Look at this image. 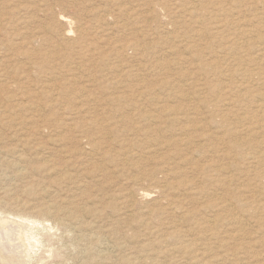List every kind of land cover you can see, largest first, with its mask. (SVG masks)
<instances>
[{
  "label": "rangeland",
  "instance_id": "obj_1",
  "mask_svg": "<svg viewBox=\"0 0 264 264\" xmlns=\"http://www.w3.org/2000/svg\"><path fill=\"white\" fill-rule=\"evenodd\" d=\"M243 81L239 96L234 86ZM184 82L189 86L180 87ZM260 106L264 110V0H0V192L9 189L0 196L21 195L10 205L17 214L48 201L60 212L45 213L38 224L9 217L32 225L35 234L33 247L21 250L22 264H125L136 251L133 264H264V212L250 217L249 240L248 229L237 233L225 222L209 232L203 227L223 214L221 206L241 205L236 194L246 202L248 191L264 192V178L225 172L232 159L246 169L253 137L230 116L259 114ZM27 117L38 121L24 126ZM73 126L107 135L95 141L110 160L92 157L87 139L75 148L84 152L79 159L77 152L68 155L65 150L76 147ZM185 138L191 144L177 146L175 140ZM60 157L74 160V167L50 170ZM15 167L25 175L14 178ZM164 184L168 193L159 191ZM63 213L89 226V238L75 240L69 228L52 226ZM181 216L186 223L178 226ZM182 230H190L188 237ZM90 237L111 249L106 260Z\"/></svg>",
  "mask_w": 264,
  "mask_h": 264
},
{
  "label": "bare ground",
  "instance_id": "obj_2",
  "mask_svg": "<svg viewBox=\"0 0 264 264\" xmlns=\"http://www.w3.org/2000/svg\"><path fill=\"white\" fill-rule=\"evenodd\" d=\"M220 12V11H219ZM131 18H133V17H131ZM219 18V17H218ZM60 21H58V23H59ZM216 22V21H215ZM250 28V27H249ZM78 31V30H77ZM214 31H217V30H214ZM220 31V30H219ZM237 31V30H236ZM224 32V31H223ZM215 33V32H214ZM222 33V32H221ZM242 33V32H241ZM205 34V33H204ZM242 35L244 36H246V35H251L250 33H242ZM196 36V35H195ZM198 36V35H197ZM224 36V35H223ZM198 37H200V36H198ZM202 37H203V34H202ZM208 37H210V36H208ZM212 37V36H211ZM218 37V36H217ZM242 37V36H241ZM212 38H214V37H212ZM224 38H226V37H224ZM236 38V37H235ZM254 38L256 39V36L254 35ZM195 39H197V38H195ZM207 39V38H206ZM222 39V38H221ZM194 40V39H193ZM200 40V39H199ZM210 40V39H209ZM223 40V39H222ZM228 40V39H227ZM239 40H241V39H239ZM197 41V40H196ZM225 41V40H224ZM236 41V40H235ZM238 41V40H237ZM229 42L231 43V41L229 40ZM228 42V43H229ZM233 42V41H232ZM200 43V42H199ZM223 43V42H222ZM227 43V41H226V44L227 45H229ZM242 44V43H241ZM255 44H258V41L257 40H253V39H251V44L250 45H252V46H254ZM224 45V44H223ZM222 45V46H223ZM218 46H220V45H218ZM225 46V45H224ZM5 47V46H4ZM4 47H2V48H4ZM189 47V46H188ZM192 47V46H191ZM191 47H189V48H191ZM198 47H199V45H198ZM221 47V46H220ZM241 47H242V45H241ZM6 48V47H5ZM153 48V47H152ZM193 48H196V46L194 45L193 46ZM224 48V47H223ZM232 49V48H231ZM4 50V49H3ZM198 50V49H197ZM230 50V49H229ZM223 52H224V50H223ZM228 53V52H227ZM223 54V53H222ZM229 54H231L230 52H229ZM233 54V53H232ZM92 55V54H91ZM99 55V54H98ZM102 55V54H101ZM225 55V54H224ZM228 55V54H227ZM217 57V56H216ZM215 57V58H216ZM94 58V57H93ZM218 58V57H217ZM221 59V58H220ZM224 59V58H223ZM218 61V60H217ZM136 64V63H135ZM157 64V63H156ZM161 64V63H160ZM139 65V64H138ZM141 66V65H140ZM136 67V66H135ZM158 67L161 69V70H166V71H168V69H165V68H168L166 65H158ZM158 68V69H159ZM211 68V67H210ZM136 69V68H135ZM159 69V70H160ZM238 71V70H237ZM116 74V73H115ZM120 74V73H119ZM219 75V74H218ZM116 76H118V75H116ZM216 76V75H215ZM249 76V75H248ZM247 76V77H248ZM217 79V78H216ZM220 80V79H219ZM224 80V79H223ZM238 81V80H237ZM240 81V80H239ZM242 81V80H241ZM260 81V80H259ZM262 81V80H261ZM101 82V81H100ZM222 82V81H221ZM216 83V82H215ZM217 85H218V88H219V90H220V88H222V83H220V81H217ZM154 84H156V83H152V84H150V86H154ZM245 84H247V81H243V82H240V83H238L237 82V85H235L234 86V88H235V90H236V92L235 93H237L238 92V95H239V93L240 92H242V91H245L246 90V85ZM139 85V84H138ZM140 85H143V84H140ZM193 85H195V86H200L201 84H198V85H196V84H193ZM136 86V85H135ZM146 86V85H145ZM148 86V85H147ZM150 86H149V88H150ZM159 86H160V84H159ZM189 85L186 83V82H184V83H182L181 85H180V87H182V88H185V87H188ZM202 86V85H201ZM167 87V85L165 86V88ZM224 87V86H223ZM247 87H248V85H247ZM135 88V87H134ZM146 88H148V87H146ZM145 88V89H146ZM152 88V87H151ZM226 88V87H225ZM137 89H139V88H136V90ZM144 89V90H145ZM223 89V88H222ZM221 89V90H222ZM141 91H142V89H140ZM143 90V91H144ZM147 90V89H146ZM166 90V89H165ZM220 90V91H221ZM225 90V89H224ZM228 90V89H227ZM233 90V89H232ZM231 90V91H232ZM138 91V90H137ZM132 92H135V91H132ZM149 92H150V90H149ZM148 92V93H149ZM147 93V94H148ZM130 94V93H129ZM125 95V94H124ZM128 95V94H127ZM133 95V94H132ZM134 95H136V94H134ZM116 96H118V95H116ZM145 96V95H144ZM150 96L151 95H149V98H150ZM184 96V95H183ZM188 96L189 95H185L184 97H183V100H189V98H188ZM191 96V95H190ZM240 96V95H239ZM132 98L131 99H133L134 97L133 96H131ZM137 97H139V94H137ZM117 98H123V97H117ZM125 98V97H124ZM141 98H143L142 96H141ZM147 98H148V96H147ZM148 98V99H149ZM191 98V97H190ZM194 98V97H193ZM113 99H116V97L115 98H113ZM135 99V98H134ZM146 99V98H145ZM242 99H243V97H242ZM117 100V99H116ZM144 100V99H143ZM246 100V102L244 103V104H247L248 102V98L247 99H245ZM123 101V100H122ZM132 101V100H131ZM133 101H135V100H133ZM132 101V102H133ZM145 101V100H144ZM146 101H147V99H146ZM242 100L240 99V102H241ZM120 103H121V101H119ZM124 102V101H123ZM143 101H141V102H139V103H142ZM239 101H238V103H240ZM135 103V102H134ZM158 103V102H157ZM219 103H221V102H219ZM125 104V103H124ZM128 104V103H127ZM126 104V105H127ZM136 104V103H135ZM140 105V104H139ZM223 105H225L226 106V104H225V102H224V104ZM222 105V106H223ZM241 105H243V104H241ZM129 106V105H128ZM136 106V105H135ZM138 106V105H137ZM137 106H136V109H139V108H137ZM219 106V105H218ZM235 106V105H234ZM233 106V107H234ZM16 107L17 108H20L21 107V103H19L18 102V104L16 105ZM230 107V106H229ZM237 107V106H236ZM244 107V106H243ZM134 108V107H133ZM221 108V107H220ZM223 108V107H222ZM227 108V107H226ZM21 109L22 110H24V111H26V107L23 105L22 107H21ZM240 109L242 110V108L240 107ZM224 111V110H223ZM258 112H259V114L258 113H255V114H251V115H249V113L247 114V115H245L244 114V112H243V110H242V112H238V111H236V112H234L233 113V115H231L230 117H232L233 116V123L234 124H237L238 125V127H240V128H242L243 130H245L248 134H246L247 136H253L252 138H250V140H248L247 142H249L250 144H249V150H250V152H249V154H246L245 156H244V159H243V161H244V165H245V170H242V168L241 167H239V165L237 164V162H236V160H234V159H232V163L229 161L226 165H227V167L228 168H226L225 169V172H226V170L230 173L231 171H232V173L233 172H236V174H239V175H243V176H246L247 177V179H250V181H255V180H257V179H260V178H264V125L261 123V120L264 118V110L262 109V107L260 106L259 107V109L257 110ZM38 109H35L34 110V113H36L37 115H38ZM33 113V114H34ZM79 113V112H78ZM32 114V116H36V117H38L37 115H33ZM40 115V114H39ZM229 117V118H230ZM149 119H151L149 116L147 117V118H144L143 120L144 121H147V120H149ZM34 121L36 122V121H38L37 119H35V118H32V117H27L26 119H24V120H22L21 121V124L23 125V123H25L24 124V126L26 125L27 126V124H32V125H35V124H33L34 123ZM20 124V125H21ZM27 130V129H26ZM72 130H73V132H76L75 131V127L73 126V128H72ZM137 131V130H136ZM136 131H134V132H136ZM133 132V133H134ZM139 132V131H138ZM77 133V134H76ZM76 133H71V138H70V140H73L74 142H75V144H76V147H74V148H72L73 150H69V149H66L65 150V152L68 154V155H74L72 152H77L76 153V157L79 159L80 158V156H81V154L83 153L84 154V152H82L81 153V151H79V149H75V148H79L78 146H79V143L83 140V139H87V146L88 147H90V149H89V154H92V157H95V155H99V157L101 158V160L102 161H100V164H102V163H104V160L107 162V160L109 159L110 160V154L108 153V152H106V151H104L102 148H99L97 145H96V141L95 140H106L107 138H106V136L107 135H103V134H99V135H97V134H95L94 132H92V131H86L85 133H82V132H76ZM225 133V132H224ZM230 133V132H229ZM229 133H227V134H229ZM23 134V133H22ZM184 134H186L185 132L183 133V135ZM236 134H237V132H236ZM245 134V133H244ZM41 135V134H40ZM141 135H142V133H141ZM147 135V134H146ZM241 135V134H240ZM25 136V135H24ZM23 136V137H24ZM185 136V135H184ZM236 136V135H235ZM234 136V137H235ZM238 136V135H237ZM21 137V136H20ZM93 137V138H92ZM108 137V136H107ZM144 137H145V135H144ZM185 137H187V136H185ZM26 138H28V137H26ZM139 138H140V136H139ZM29 139V138H28ZM32 139V138H31ZM242 139V138H241ZM222 140V139H221ZM245 139H243L242 140V143H246L245 141H244ZM57 141H62V139H58ZM95 141V142H94ZM244 141V142H243ZM177 142V146L179 145V144H182V143H188V144H191V142L190 141H188V139H178V140H175V143ZM27 143V142H26ZM172 143H174V142H172ZM28 144V143H27ZM246 144H248V143H246ZM246 144H244L245 146H246ZM176 145V144H175ZM59 147V146H58ZM174 147V146H173ZM199 147H201V146H199ZM236 147V146H235ZM87 148V147H86ZM168 148V147H167ZM48 149V148H47ZM84 151H85V149H83ZM54 151V150H53ZM230 151H231V149H230ZM40 152V151H39ZM47 153H48V151H46ZM252 152V153H251ZM1 153V152H0ZM50 153V152H49ZM58 153V152H57ZM87 153V152H86ZM231 153V152H230ZM243 153V152H242ZM246 153V152H245ZM38 154V153H37ZM88 154V155H89ZM122 154H124V153H122ZM122 154H120V155H122ZM238 154V153H237ZM236 154V155H237ZM113 155V154H112ZM117 155V154H116ZM119 155V156H120ZM17 156H19L20 158V160H18V161H22V156L20 155V154H18ZM17 156H15V157H17ZM115 156V155H114ZM124 156V155H123ZM125 156H126V154H125ZM58 158V157H57ZM117 158V157H116ZM126 157H124V159H125ZM223 158V157H222ZM221 158V159H222ZM67 159H69V157H67ZM67 159L65 160V159H63V158H59L57 161V163H54L53 165L52 164H48V165H50V166H47L48 168H50V170H59L57 167H61V168H63V169H65V168H73L74 167V163H73V161L74 160H72V163H69L70 161H67ZM71 159V158H70ZM73 159V158H72ZM90 159V158H89ZM99 159V158H98ZM128 159H129V157H128ZM219 159H220V157H219ZM224 159V158H223ZM242 159V158H241ZM241 159H240V161H241ZM44 160H46V159H44ZM92 160L93 159H91V162H92ZM48 161L50 162V158L48 157ZM53 161V160H52ZM83 161V160H82ZM84 161H87V160H84ZM221 161V160H220ZM95 162H96V160H95ZM119 163V162H118ZM82 164H84V163H82ZM81 164V165H82ZM96 164V163H95ZM248 164V165H247ZM99 165V164H98ZM120 165V164H119ZM241 165V164H240ZM100 166V165H99ZM88 167V166H87ZM224 167V166H223ZM80 168V167H79ZM15 169V176H14V178H16V176L19 174V173H22V174H19V175H25L23 172H21L22 170L21 169H17L16 167L14 168ZM82 169V168H81ZM217 169H219V168H217ZM255 169V170H254ZM98 170V169H97ZM100 170V169H99ZM223 171H224V169H222ZM85 171H87V170H85ZM101 171V170H100ZM221 171V170H220ZM77 172V171H76ZM227 173V172H226ZM81 174V173H80ZM79 174V175H80ZM85 174H86V172H85ZM101 174V173H100ZM223 174V173H222ZM221 174V175H222ZM78 175V176H79ZM102 175V174H101ZM4 177H5V179L4 180H6V182H7V180H11V179H7L8 177V175H6V174H4L3 175ZM224 176V175H223ZM228 176H229V174H228ZM237 176V175H236ZM1 177V176H0ZM24 176H20L19 178H23ZM218 177V176H217ZM221 177V176H220ZM231 177V179H232V177H234V174H232V176H230ZM240 177V176H239ZM226 178H228L227 176H226ZM13 179V178H12ZM79 179H81V178H79ZM221 179V178H220ZM225 179V178H224ZM78 180V179H77ZM227 180V179H226ZM228 180H230V179H228ZM0 181H1V178H0ZM220 181H222V180H220ZM220 181L219 182H216V184L215 185H217V183H218V185L217 186H219V184H220ZM224 181V180H223ZM231 181H233V180H231ZM231 181H229V182H231ZM245 181V180H244ZM78 182V181H77ZM191 182H192V180H191ZM228 182V181H227ZM228 182V183H229ZM75 183V182H74ZM73 183V184H74ZM224 183H225V181H224ZM233 183H234V181H233ZM233 183L231 184V185H233ZM244 183V182H243ZM247 183V182H246ZM77 184V183H76ZM189 184V183H188ZM167 184H164L163 186H162V188L159 190L160 192H165V193H168V191H169V188H168V185L166 186ZM223 185H225V184H223ZM241 185V184H240ZM251 185V183L249 184V186ZM76 186V185H75ZM234 186V185H233ZM233 186H231V187H233ZM248 186V187H249ZM252 186V185H251ZM250 186V187H251ZM260 186V185H259ZM262 186V185H261ZM204 187V186H203ZM203 187L202 188H200V193H204L205 191V189H203ZM221 187H222V184H221ZM225 187H226V185H225ZM239 187V186H238ZM241 187V186H240ZM243 187H246V186H243ZM219 188H220V186H219ZM234 188V187H233ZM223 189H225V188H223ZM222 189V190H223ZM244 189H247V188H244ZM261 189V188H260ZM7 190H9L8 188L7 189H5L4 187L3 188H1V192H0V194H2V195H7ZM219 190V189H218ZM232 190V189H231ZM242 190V189H241ZM259 191V192H258ZM29 192V191H28ZM153 192V191H152ZM225 192H226V190H225ZM228 192V191H227ZM241 192V191H240ZM239 192V193H240ZM246 192H247V190H246ZM237 193V192H236ZM235 193V194H236ZM229 194H231L230 192H229ZM245 194V193H244ZM136 195H138V194H136ZM139 195H141L142 197H147L149 194L146 192V191H142V192H139ZM225 195V194H224ZM233 195V194H232ZM243 195V194H242ZM242 195H241V197H242ZM247 195V194H246ZM4 196H0V262H2V263H4V264H22L23 263V261H22V259L20 260L19 258V255L20 254H22V252L23 251H21L23 248H24V250L27 252L29 249H31V247H33V242L32 241H35V234L32 232V225L31 226H29V224H27V225H25V224H23L22 222H18V221H16V220H11V219H9V217L10 216H13L14 218H16V219H21L23 222L24 221H28V223L30 222V223H33V224H38L41 220H46V214L45 213H60V212H58V211H55V212H53L52 211V208H53V204L54 203H52V202H50V201H48L46 204L45 203H43L41 206H36V207H33V208H31V210H30V213H24V211L21 213V214H17L18 212H16V211H18V210H20V209H17V207L15 208V209H13V208H10V205L11 204H13V205H15L16 204V201H18V197H21V195L20 194H17V195H14V196H12V197H8L7 199H8V201H3L4 200ZM228 196V195H227ZM231 195H229L228 197H230ZM237 196H238V194H236V196H233V197H236V199H235V201H236V204L237 203H240V202H242L241 203V205L240 204H238L237 205V207H236V209L234 208V209H226V207L227 206H230L231 207V205H228L227 203V206L226 205H224V206H221V204H220V206H221V211L223 212V214L222 215H224V217L222 218V215H220L219 217H218V219H210V220H208L207 222H206V226H203V227H206V229H204V228H200V230H203L204 229V231H207V232H209L210 231V229H212V228H210V227H214V226H219V225H223V223L225 222V224L227 223V225L229 226H234L233 227V229H234V231L236 230V232L237 233H239V232H242V231H244V230H246V229H248V231H247V240H249V237H250V228L252 227V223H251V221H250V217L252 218L253 217V215L255 214V213H258L259 211H262V212H264V192H261V190H257L256 189V192H253V190H250V191H248V196H247V198H246V202H244V200H245V198L243 199V201L239 198V199H237ZM209 197V196H208ZM212 197V196H211ZM239 197V196H238ZM138 198V197H137ZM213 199V198H212ZM64 200V199H63ZM66 200V199H65ZM137 200V199H136ZM211 200V199H210ZM222 200V199H221ZM59 201V200H58ZM216 201V200H215ZM214 201V202H215ZM218 201H219V199H218ZM8 202V203H7ZM72 202V201H71ZM70 202V203H71ZM145 202V201H144ZM228 202H230V198H229V201ZM58 203H60V202H58ZM69 203V204H70ZM133 201H131V204L129 203L128 205H127V209H129L130 207H133ZM73 204V203H72ZM223 204V203H222ZM231 204H232V201H231ZM18 204H16L15 206H17ZM45 205V206H44ZM60 206L59 204H57V203H55V206ZM167 205H168V203H167ZM214 205H215V203H214ZM218 205V204H217ZM216 206V205H215ZM212 207H213V205H212ZM234 207V206H233ZM217 208V207H216ZM219 208V207H218ZM131 209V208H130ZM217 210V209H216ZM150 212L152 211V210H149ZM220 211V212H221ZM26 212V211H25ZM86 212H89L88 210H86L85 208H83V213H86ZM95 213H98V211H94ZM172 212H174L173 214L174 215H179V211H177V209H172ZM218 213V212H217ZM150 214H154V213H150ZM182 213H180V215H181ZM101 215V214H100ZM62 216H65V214L63 213V215ZM37 219H39V220H37ZM178 220V219H177ZM51 223L53 224L52 226H56V225H61V227L62 226H64L65 228H69L68 229V231H70V236H71V238L72 239H75V240H77V239H86V238H89V235L87 234V232H88V230H89V226H87V225H84L80 220H77V219H75V218H71V217H62V218H54L53 220H51ZM184 223H186V219H185V216H181L180 217V219L176 222V225H180V226H182ZM205 223V222H204ZM204 223H203V225H204ZM50 225V224H49ZM48 225V226H49ZM226 225V226H227ZM38 226H40V225H38ZM220 227V226H219ZM35 228H37V227H35ZM44 228V227H43ZM47 228V227H46ZM53 228V227H52ZM55 228V227H54ZM51 229V228H50ZM217 229V228H216ZM215 229V230H216ZM212 231V230H211ZM182 232H183V235L184 236H186V237H188V235H189V232H190V230H182ZM203 234V233H202ZM205 234V233H204ZM236 234V233H235ZM242 234V233H241ZM244 234V233H243ZM233 235V234H232ZM206 237V236H205ZM203 238V237H202ZM202 238H200V239H196L197 241H200ZM233 238L234 239H236L237 241L238 240H240V237H234L233 236ZM90 239L92 240V239H94L95 240V243L100 247V251H99V256H102L103 255V257L102 258H104L105 260L108 258L107 256L109 255V253L111 252V249L110 248H108V247H106V245H104V241H103V239L101 240V237H90ZM245 239V238H244ZM74 240V241H75ZM208 240V239H207ZM71 241V240H70ZM84 241V240H83ZM234 241V240H233ZM32 242V243H31ZM39 242V241H38ZM37 242V243H38ZM210 242V241H209ZM215 242V241H214ZM36 243V242H35ZM41 243V242H40ZM72 243V242H71ZM83 243V242H82ZM95 244V245H96ZM189 244V243H188ZM36 245V244H35ZM34 245V246H35ZM77 245V244H76ZM37 246V245H36ZM222 247V246H221ZM38 248V247H37ZM98 248V247H97ZM113 249V248H112ZM33 251V250H32ZM82 251V250H81ZM121 251V250H120ZM243 250H241V252H242ZM56 252V251H55ZM25 253V252H24ZM29 253V252H28ZM137 253H138V251H136V256H131V257H126L123 261H124V263L125 264H133L136 260H138L139 258H138V255H137ZM239 253V252H238ZM26 254V253H25ZM82 254V253H81ZM97 254V253H96ZM129 254V253H128ZM127 254V255H128ZM29 256V255H28ZM99 258H101V257H99ZM80 259V258H79ZM110 259H111V257H110ZM25 260V259H24ZM78 260V259H77ZM79 261V260H78ZM2 263H0V264H2ZM83 264H86V263H83ZM109 264V263H108Z\"/></svg>",
  "mask_w": 264,
  "mask_h": 264
}]
</instances>
